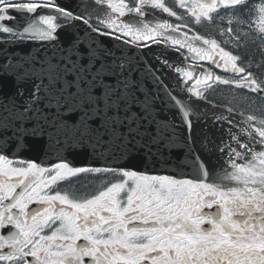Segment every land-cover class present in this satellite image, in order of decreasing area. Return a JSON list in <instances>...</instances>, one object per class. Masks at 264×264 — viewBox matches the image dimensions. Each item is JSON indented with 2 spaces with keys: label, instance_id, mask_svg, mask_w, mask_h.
I'll return each instance as SVG.
<instances>
[{
  "label": "snow or ice",
  "instance_id": "obj_1",
  "mask_svg": "<svg viewBox=\"0 0 264 264\" xmlns=\"http://www.w3.org/2000/svg\"><path fill=\"white\" fill-rule=\"evenodd\" d=\"M0 44V264H264V0H0Z\"/></svg>",
  "mask_w": 264,
  "mask_h": 264
},
{
  "label": "water",
  "instance_id": "obj_2",
  "mask_svg": "<svg viewBox=\"0 0 264 264\" xmlns=\"http://www.w3.org/2000/svg\"><path fill=\"white\" fill-rule=\"evenodd\" d=\"M3 47H4V45L0 44V48H3ZM8 47H9L10 51H12L14 48V46H8ZM154 50L158 51V49H155V47H154ZM29 51L33 52V54H35V51L33 48H29ZM15 52L17 55H21V56L25 55V53L21 52L20 49H18V48L15 49ZM169 79L173 80V83H175L173 75L169 74ZM181 87H183V85H181ZM76 151L79 152L80 154L76 155V156L69 155V160H72L75 165H83V164H88V163L95 164L96 163L95 161H93L91 159L90 155H85V153L87 152L86 149L85 150H79L78 149ZM17 156L35 159L38 161H45V162H47L49 160L55 161L54 156H45L44 151L40 147H34L33 148V147H31V145L29 146V149H25L24 151L19 152Z\"/></svg>",
  "mask_w": 264,
  "mask_h": 264
},
{
  "label": "flooded vegetation",
  "instance_id": "obj_3",
  "mask_svg": "<svg viewBox=\"0 0 264 264\" xmlns=\"http://www.w3.org/2000/svg\"><path fill=\"white\" fill-rule=\"evenodd\" d=\"M167 2L169 3V5H171L172 0H167ZM11 14L17 17V22H18V20H19L18 15H20V14L17 13V12H12ZM155 15L157 17H160V18H164V19L167 18L166 14L162 16L161 13L158 10L155 12ZM6 22H8L9 24H11L13 26L14 22L5 21V23ZM197 30L203 32L202 29H197ZM238 98L244 100L243 94L239 95ZM244 101H245V103H249V101H246V100H244ZM260 104H261V101L257 104V106H259ZM12 158L14 160L15 159H22V158H16V157H12ZM22 160H27V159H22ZM37 163H39V162H37ZM158 174H160V173H158ZM96 188H97V185L95 183H89L88 178H84V179L79 181V184L77 185V189L76 190L79 193H85V192H94V191H96ZM18 191H19V189H18ZM29 207H30V209L34 210V209L40 207V205H38L36 203H33ZM0 231H2V234H7L6 231H3V230H0ZM79 243H83V240L79 241ZM29 259H31V258H29Z\"/></svg>",
  "mask_w": 264,
  "mask_h": 264
},
{
  "label": "trees",
  "instance_id": "obj_4",
  "mask_svg": "<svg viewBox=\"0 0 264 264\" xmlns=\"http://www.w3.org/2000/svg\"><path fill=\"white\" fill-rule=\"evenodd\" d=\"M221 89V88H220ZM221 94H223V95H225V96H227V97H231V95L228 93V92H223V93H221Z\"/></svg>",
  "mask_w": 264,
  "mask_h": 264
},
{
  "label": "rangeland",
  "instance_id": "obj_5",
  "mask_svg": "<svg viewBox=\"0 0 264 264\" xmlns=\"http://www.w3.org/2000/svg\"><path fill=\"white\" fill-rule=\"evenodd\" d=\"M237 94H239V93H237ZM217 95H218L219 97H223V96H225V95H223V94H221V93H218V92H217Z\"/></svg>",
  "mask_w": 264,
  "mask_h": 264
}]
</instances>
